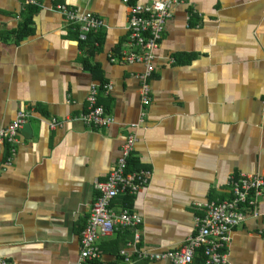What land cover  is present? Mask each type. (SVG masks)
<instances>
[{
	"label": "crops",
	"instance_id": "crops-1",
	"mask_svg": "<svg viewBox=\"0 0 264 264\" xmlns=\"http://www.w3.org/2000/svg\"><path fill=\"white\" fill-rule=\"evenodd\" d=\"M161 1L171 0H129ZM58 4L105 26L84 43ZM129 18L124 0H42L41 7L0 0V129L28 113L11 166L0 152V257L11 264L78 262L96 183L116 166L138 119L145 65L110 60L129 47ZM23 23L28 35L20 39ZM164 26L131 154L150 179L134 197L113 200L116 211L127 204L142 217V245L158 251L179 249L195 234L201 204L230 197L229 176L264 177V0H190L174 5ZM94 82L113 118L106 128L81 120ZM52 119L65 123L51 129ZM257 212L233 230L232 264H264V189ZM131 237L101 238L102 264H127L119 251Z\"/></svg>",
	"mask_w": 264,
	"mask_h": 264
},
{
	"label": "built area",
	"instance_id": "built-area-1",
	"mask_svg": "<svg viewBox=\"0 0 264 264\" xmlns=\"http://www.w3.org/2000/svg\"><path fill=\"white\" fill-rule=\"evenodd\" d=\"M190 0H171L155 2L151 5H131L129 7L128 49L121 55L110 54V60L118 59L128 63L143 62L145 69L137 75L140 80L138 96L139 110L137 122L130 125V133L125 139L121 156L116 166L105 181L96 183L97 196L92 206L90 217L81 232L80 254L77 264H102L101 238L130 229L133 239L120 251V256L127 264L133 259L162 261L170 264H232L226 252L231 243L233 230L248 218L260 217L257 212L259 197L264 189V177L260 174H239L229 176L230 197L212 200L202 205L203 213L195 218V234L186 243L175 250L158 251L142 245V217L127 206L116 211L113 200L118 196L136 195L139 189L147 185L151 172L141 168L126 174L127 159L131 156L136 142L135 132L144 129L147 107L151 103V77L155 70L156 51L163 39L165 22L172 17L174 5L189 4ZM25 7H41L42 0H23ZM55 11L76 27L82 41H87L91 33L105 26L102 19L93 13L81 12L66 4H58ZM106 90L110 84L104 85ZM88 111L81 120L90 127L106 128L113 123L108 110L99 103V84L92 83L88 95ZM28 113L20 111L16 119L6 128L0 129V152L5 145H10V156L5 166H11L19 142V131L25 125ZM65 121L52 119L49 127L54 129ZM202 250L203 261L197 262V252ZM0 264H11L0 257Z\"/></svg>",
	"mask_w": 264,
	"mask_h": 264
},
{
	"label": "trees",
	"instance_id": "trees-1",
	"mask_svg": "<svg viewBox=\"0 0 264 264\" xmlns=\"http://www.w3.org/2000/svg\"><path fill=\"white\" fill-rule=\"evenodd\" d=\"M25 26H26V24L24 25V23L20 25V29H19V32H18V35H17V37L20 38V39L28 35V31L25 30ZM89 37H90V35H89ZM89 37H88V38H89ZM88 40H89V39H88ZM83 42L85 43L86 41H83ZM97 45H98V42H97ZM84 64H85L86 67H90L91 70H93V68H92L90 65H88V64H89V59H88V58H85V59H84ZM102 87H103V86H102ZM99 92H100V85H99ZM99 102H100V100H99ZM100 104H101V103H100ZM101 105H102V104H101ZM4 151H5V152H4V155H5L6 157H9V156H10V146H9V145H6ZM127 161H128V165H127V169H126V174H128V173H132V172H136L137 170H139V169H141V168H145V167H137V163L133 162L131 156L127 159ZM125 196H126V197H129V198H130V197H134V195H125ZM126 206H127L128 209L132 210V208H130L129 205L126 204ZM132 211H133V210H132ZM124 231H131V230L128 229V230H124ZM124 231H120V233H121V232H124ZM131 239H133V232H132V237H131ZM128 242H129V241H128ZM128 242H127V243H128ZM127 243H126V244H127ZM126 244H125V245H126ZM125 245H124V246H125ZM121 250H122V249H121ZM121 250H120V251H121ZM120 251H119V256H120ZM202 253H203L202 250H199V251L197 252V262H198V263H200V262L203 261Z\"/></svg>",
	"mask_w": 264,
	"mask_h": 264
}]
</instances>
